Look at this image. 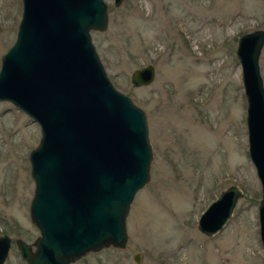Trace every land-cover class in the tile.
<instances>
[{
  "label": "rangeland",
  "instance_id": "rangeland-1",
  "mask_svg": "<svg viewBox=\"0 0 264 264\" xmlns=\"http://www.w3.org/2000/svg\"><path fill=\"white\" fill-rule=\"evenodd\" d=\"M104 1L107 29L90 37L114 88L144 111L150 176L127 212L126 245L90 250L70 264H264L261 183L248 155L236 56L241 35L264 30V0ZM21 8L22 0H0V61L16 40ZM258 60L264 82V45ZM147 64L154 80L133 85V71ZM40 133L26 113L0 101V235L11 239L3 264H26L16 239L34 249L40 235L29 217L28 155ZM233 185L243 193L233 215L214 236L203 234L197 218Z\"/></svg>",
  "mask_w": 264,
  "mask_h": 264
},
{
  "label": "water",
  "instance_id": "water-1",
  "mask_svg": "<svg viewBox=\"0 0 264 264\" xmlns=\"http://www.w3.org/2000/svg\"><path fill=\"white\" fill-rule=\"evenodd\" d=\"M21 9L16 40L0 61V101L40 126V141L28 154L35 182L29 217L40 235L34 249L20 238L16 246L26 264H70L90 250L126 245L127 212L150 176L147 119L114 88L93 47L91 31L108 25L104 0H22ZM237 40L248 155L261 183L257 206L264 254V82L258 60L264 30ZM154 75L147 64L130 77L133 85L144 86ZM241 196L236 185L220 192L197 218L198 229L214 236ZM10 245L9 236L0 235V264ZM134 259L141 262V254L135 252Z\"/></svg>",
  "mask_w": 264,
  "mask_h": 264
}]
</instances>
